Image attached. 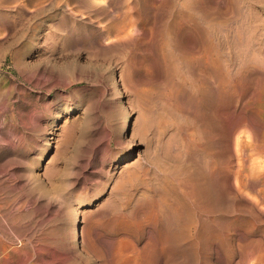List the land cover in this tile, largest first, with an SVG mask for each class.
Returning a JSON list of instances; mask_svg holds the SVG:
<instances>
[{
    "label": "rangeland",
    "instance_id": "obj_1",
    "mask_svg": "<svg viewBox=\"0 0 264 264\" xmlns=\"http://www.w3.org/2000/svg\"><path fill=\"white\" fill-rule=\"evenodd\" d=\"M76 1L0 0V262L264 264V201L231 172L238 117L264 143V0Z\"/></svg>",
    "mask_w": 264,
    "mask_h": 264
},
{
    "label": "bare ground",
    "instance_id": "obj_2",
    "mask_svg": "<svg viewBox=\"0 0 264 264\" xmlns=\"http://www.w3.org/2000/svg\"><path fill=\"white\" fill-rule=\"evenodd\" d=\"M75 1H76V0H75ZM105 1H106V0H99V2H100L99 5L101 4V2H105ZM108 1H109V0H108ZM108 1H107V2H108ZM114 1H115V0H114ZM129 1H130V0H129ZM132 1H133V0H132ZM137 1H138V0H137ZM147 1H148V0H147ZM155 1H156V0H155ZM162 1H166V0H162ZM162 1H161V2H162ZM169 1H170V0H168V1H166V2H169ZM76 2H78V1H76ZM93 2L95 3V0H94V1H93V0L91 1V3H93ZM112 2H113V1H112ZM119 2H120V1L118 0L117 3H119ZM121 2H122V1H121ZM138 2H139V1H138ZM151 2H152V1H151ZM84 3H85V1H84ZM109 3H110V2H109ZM113 3H114V2H113ZM113 3H112V4H113ZM117 3H116V4H117ZM126 3H128V2H126ZM130 3H131V2H130ZM134 3H135V1L133 2V4H134ZM143 3H144V2H143ZM158 3H159V2H158ZM162 3H163V2H162ZM169 3H170V2H169ZM71 4H72V3H71ZM79 4H80V3H79ZM85 4H87V3H85ZM105 4H106V3H105ZM114 4H115V3H114ZM123 4H124V3H123ZM133 4H132V5H133ZM166 4H168V3H166ZM166 4H164V5H166ZM174 4H175V3H174ZM81 5H82V4H81ZM93 5H94V4H93ZM101 5H102V4H101ZM103 5H104V4H103ZM128 5H129V4H128ZM144 5H145V4H144ZM151 5H152L151 7H153V2H152ZM154 5H155V2H154ZM156 5H157V4H156ZM156 5H155V6H156ZM160 5H161V3H160ZM170 5H171V4H170ZM69 6L71 7V5H69ZM104 6H105V5H104ZM106 6H107V5H106ZM111 6H112V5H111ZM123 6H124V5H123ZM129 6H130V5H129ZM142 6H143V4H142ZM147 6H148V5H146V8H149V7H147ZM175 6H176V5H175ZM83 7H84V5H83ZM113 7H114V6H113ZM119 7H120V6H119ZM143 7H144V6H143ZM156 7H157V6H156ZM156 7H154V8H156ZM159 7L162 8V5L159 6ZM167 7H168V6H167ZM172 7H174V6H172ZM74 8H75V7H74ZM90 8H91V7H90ZM99 8H100V7H99ZM99 8H98V10H99ZM102 8H103V7H102ZM120 8H121V7H120ZM154 8H152V9H154ZM71 9H72V8H71ZM80 9H82V8H80ZM85 9H86V8H85ZM105 9H106V8H105ZM107 9H108V7H107ZM111 9H112V8H111ZM113 9H114V8H113ZM115 9H116V8H115ZM121 9H123V8H121ZM140 9H141V8H140ZM150 9H151V8H150ZM159 9H160V8H159ZM164 9H165V8H164V6H163V10H164ZM171 9H172V8H170V11H171ZM93 10H94V9H93ZM100 10H101V9H100ZM100 10H99V12H100ZM124 10H125V9H124ZM127 10H128V9H127ZM134 10H135V9H134ZM148 10H149V9H147V11H148ZM168 10H169V9H167L166 11H168ZM173 10H174V8H173ZM79 11H80V10H79ZM83 11H84V10H83ZM88 11H89V10H88ZM119 11H120V10H119ZM125 11H126V10H125ZM129 11H131V8H130ZM147 11H144V12H147ZM150 11H151V10H150ZM150 11H148V12H150ZM170 11H169V12H170ZM174 11H175V10H174ZM70 12H71V11H70ZM92 12H93V11H92ZM101 12H102V11H101ZM136 12H137V11H136ZM142 12H143V11H142ZM148 12H147V13H148ZM177 12H179V11H177ZM72 13H73V12H72ZM78 13H79V12H78ZM81 13H82V12H81ZM88 13H89V12H88ZM90 13H91V11H90ZM93 13H95V12H93ZM108 13H109V12H108ZM112 13H113V12H112ZM112 13H111L110 15H112ZM134 13H135V12H134ZM139 13H140V12H139ZM164 13H166V12H163V14H164ZM98 14H99V15H105L104 12H103V14H102V13H98ZM106 14H107V13H106ZM145 14H146V13H144V14H142V15L144 16ZM173 14H174V13H173ZM173 14H172V15H173ZM177 14L179 15V13H176V16H177ZM76 15H77V14H76ZM113 15H116V14L113 13ZM113 15H112V16H113ZM122 15H123V14H122ZM129 15H130V14H129ZM131 15H132V14H131ZM133 15H134V14H133ZM140 15H141V14H139V16H140ZM161 15H162V14H161ZM168 15H169V14H168ZM135 16H136V15H135ZM148 16H149V15H148ZM148 16H146V17H148ZM120 17H121V16H120ZM180 17H181V16H180ZM180 17H179V18H180ZM116 18H117V17H116ZM116 18H115V20H116ZM122 18H123V16H122ZM122 18H121V19H122ZM125 18H128V19H129V17H124L123 19H125ZM130 18H131V17H130ZM138 18H139V17H138ZM166 18H167V17H166ZM166 18H165V19H166ZM169 18H170V15H169ZM106 19H107V18H106ZM108 19H109V17H108ZM110 19H111V18H110ZM121 19H120V20H121ZM141 19H142V18H141ZM145 19H146V18H145ZM145 19H144L143 22H145ZM176 19H177V18H176ZM120 20H119V22H121ZM138 20H139V19H138ZM142 20H143V19H142ZM142 20H141V21H142ZM166 20H167V19H166ZM97 21H98V20H97ZM103 21H105V20H103ZM107 21H108V20H107ZM163 21H164V20H163ZM168 21H169V19H168ZM112 22H113V21H112ZM112 22H110V23H112ZM137 22H138V21H137ZM137 22L134 21V20H129V21H128V20H127V21L122 20V23H123V24H122V23H119V24H122V26L118 25V26H120V27H118V28H119V29H118V32H122V30L125 31L126 28H127V29L129 28V25H131V26L134 25V27H132V30H133V29L138 30L139 27H138V23H137ZM143 22H141V23H143ZM164 22H165V21H164ZM174 22H175V19H174ZM180 22H181V21H180ZM100 23H101V22H100ZM104 23H105V22H104ZM106 23H107V22H106ZM116 23H117V22H116ZM146 23H147V21H146ZM165 23H166V22H165ZM177 23H178V22H177ZM181 23H182V22H181ZM95 24H96V23H95ZM108 24H109V23H108ZM175 24H176V23H175ZM100 25H101V24H100ZM102 25H103V24H102ZM109 25H110V24H109ZM127 25H128V27H127ZM177 25H178V24H177ZM144 26L147 27V24L144 25ZM162 26H164V25L162 24ZM175 26H176V25H174V27H175ZM146 27H144V28L146 29ZM179 27H181V26L178 25V28H179ZM100 28H102V27H100ZM112 28H113V27H112ZM120 28H121L122 30H121ZM144 28H143V29H144ZM175 28H177V27H175ZM244 28H245V27H244ZM244 28H243V29H244ZM103 29H104V28H103ZM130 29H131V27H130ZM96 30H97V29H96ZM105 30H106V29H105ZM128 30H129V29H128ZM132 30L126 32V35H124V36H120V37H118V36L116 35L117 37H115V38H112V37H111V35H113V32L116 31L115 29H114L113 31H112V30H106V31H107V34H105L106 32L104 33V34H105V38L108 39L106 42L112 41V39H113V41H114V40H119V41H120L121 38H123V39H124V38H127V40H131V39H128V37L131 38V37H133V35H135L134 32H133L134 34L132 33L133 35L131 34ZM141 30H142V29H141ZM147 30H148V28H147ZM133 31H134V30H133ZM176 31H177V29H176ZM95 32H96V31H95ZM100 32H101V31H100ZM118 32H117V33H118ZM137 32H138V31H137ZM102 33H103V31H102ZM124 33H125V32H124ZM138 33H141V32H138ZM143 33H144V32H143ZM147 33H148V31H147ZM89 34H90V33H89ZM91 34H92V33H91ZM98 34H99V32H98ZM120 35H121V34H120ZM131 35H132V36H131ZM138 35H139V34H138ZM141 35H142V34H141ZM144 35H145V33H144ZM144 35H143L142 37H144ZM87 36H88V35H87ZM113 36H114V35H113ZM125 36H127V37H125ZM147 36H148V35H147ZM147 36H146V37H147ZM95 37H98V36H95ZM103 37H104V35H103ZM103 37H102V38H103ZM142 37H141V39H142ZM134 38H135V37H134ZM90 39H91V38H90ZM92 39H93V38H92ZM94 39H95V38H94ZM106 39H105V40H106ZM132 39H133V38H132ZM138 39H139V37H138ZM144 39H145V38H144ZM144 39H143V40H144ZM147 39H148V38H147ZM147 39H146V41H147ZM95 40H96V39H95ZM97 40H98V39H97ZM97 40H96V41H97ZM100 40H102V39H100ZM136 40H137V39L135 38L134 43L136 42ZM98 41H99V40H98ZM113 41H112V44H113ZM119 41H118V45L120 44V45L122 46V44L119 43ZM122 41H123V40H122ZM122 41H120V42H122ZM140 41L142 42V40H140ZM160 41H161V40H160ZM160 41H158V42H160ZM115 42L117 43V41H115ZM115 42H114V43H115ZM124 42H127V41L125 40ZM124 42H123V44H124V46H125V43H124ZM131 42H132V41H131ZM97 43H98V42H97ZM103 43H104V42H103ZM103 43H101V44H103ZM109 43H110V42H109ZM116 43H115L114 45L117 46ZM128 43H130V42H128ZM160 43H161V42H160ZM162 43H163V42H162ZM98 44H99V43H98ZM106 44H107V43H106ZM106 44H105V45H106ZM112 44H111V45H112ZM131 44H132V43H131ZM144 44H145V42H144ZM209 44H210V43H209ZM92 45H93V44H92ZM99 45H100V44H99ZM111 45H110V47H111ZM120 45H119V46H120ZM127 45H128V44H127ZM132 45H133V44H132ZM135 45H136V44H135ZM135 45H134V46H135ZM139 45H140V44H139ZM142 45H143V44H142ZM178 45H179V44H178ZM108 46H109V45H108ZM108 46H106V48H107ZM121 46H120V47H121ZM130 46H131V45H130ZM134 46H133V47H134ZM161 46H162V45H161ZM194 46H195V45H194ZM101 47H102V46H101ZM110 47H109V48H110ZM112 47H113V46H112ZM117 47H118V46H117ZM126 47H127V46H126ZM189 47H190V46H189ZM211 47H212V45H211L210 47L208 46V48H210V49H211ZM95 48H99V47H96V45H95ZM113 48H114V47H113ZM115 48H116V47H115ZM124 48H125V47H124ZM192 48L194 49L195 47H192ZM192 48H191V49H192ZM203 48H204V47H203ZM102 49H103V48H102ZM125 49H126V48H125ZM134 49H135V48H134ZM176 49H178V47H177ZM193 49H192V54H193ZM210 49H209V50H210ZM99 50H101V49L99 48ZM104 50H106V49H105V46H104L103 51H104ZM109 50H110V49H109ZM115 50H116V49H115ZM118 50H121V49H118ZM126 50H127V49H126ZM131 50H132V49H131ZM131 50H130V51H131ZM179 50H180V49H179ZM181 50H185V49H181ZM189 50H190V49H189ZM205 50H208V49L205 48ZM211 50H212V49H211ZM101 51H102V50H101ZM107 51H108V50H107ZM123 51H124V50H123ZM132 51H133V50H132ZM195 51H196V50H195ZM178 52H180V51H178ZM206 52H208V51H206ZM211 52H212V51H211ZM241 52H242V51H241ZM181 53H184V52H180V54H181ZM185 53L188 54L189 52H186V51H185ZM190 53H191V52H190ZM194 53H195V52H194ZM238 53H239V52H238ZM243 53H244V52H243ZM180 54H179V56H180ZM196 54H197V53H196ZM196 54H195V55H196ZM210 54H211V53H210ZM210 54H208V55H210ZM190 55H191V54H190ZM202 55H204V54H201V56H202ZM240 55H241V54H239V56H240ZM211 56H213V55L211 54ZM188 57H189V59L191 58V56H188ZM188 57H187V58H188ZM202 57L204 58V56H202ZM205 57H207L206 54H205ZM243 57H244V56H243ZM195 58H196V56H195ZM245 58H246V56H245ZM204 59H207V58H204ZM211 59H212V58H211ZM211 59H210V62H211ZM241 60H242V59H241ZM203 61H204V60H203ZM239 61H240V60H239ZM192 62H193V61H192ZM192 62H189V61H188L189 64L192 63ZM213 62H214V61H213ZM186 64H187V63H186ZM194 64H195V63H194ZM207 64H208V62H207ZM209 64H212V63H209ZM132 65L135 66L134 64H132ZM191 65H193V64H191ZM191 65H190V66H191ZM247 65H248V63H247ZM126 66H127V65H126ZM130 66H131V65H130ZM213 66H215V65H213ZM245 66H246V65H245ZM136 67H137V66H136ZM241 67H242V66H241ZM137 68H138V67H137ZM160 68H161V67H160ZM167 68H168V66H167ZM167 68H165V69H167ZM208 68H209V67H208ZM210 68H212V67H210ZM210 68H209V69H210ZM213 68H214V67H213ZM126 69H127V67H126ZM131 69H133L132 66H131ZM131 69H130V71H131ZM128 70H129V69H128ZM133 70H134V69H133ZM135 70H136V69H135ZM160 70H161V69H160ZM163 70H164V68H163ZM210 70H212V69H210ZM214 70H215V69H214ZM214 70H213V71H214ZM130 71H129V72H130ZM236 71H237V70H236ZM133 72H134V71H133ZM136 72H137V71H136ZM162 72H163V71H162ZM167 72H168V71H167ZM191 72H192V71H191ZM191 72H190V73H191ZM234 72H235V71H234ZM126 73H127V72H126ZM163 73H165V72H163ZM190 73H189V74H190ZM242 73H243V72H242ZM124 74H125V71H124ZM124 74H123V76H124ZM127 74H128V73H127ZM131 74H132V72H131ZM137 74H138V73H137ZM137 74H136V75H137ZM192 74L195 75L193 72H192ZM203 74H204V73H203ZM120 75H121V74H120ZM128 75H130V74H128ZM128 75H127V76H128ZM136 75H135V76H136ZM123 76H122V77H123ZM125 76H126V75H125ZM125 76H124V77H125ZM158 76L161 77L162 75H161V76L158 75ZM205 76H206V75H204V77H205ZM120 77H121V76H120ZM122 77H121V78H122ZM124 77H123V78H124ZM131 77H133V76L131 75ZM159 77H158V78H159ZM139 78H140V76H139ZM139 78H138V79H139ZM163 78H164V77H163ZM129 79L131 80L132 78H129ZM129 79H127V80H129ZM143 79H144V78H142V81H143ZM150 79H151V78H149V80H150ZM223 79H224V78H223ZM225 79H226V78H225ZM122 80H126V79H122ZM127 80H126V82H127ZM133 80H134V79H133ZM140 80H141V79H140ZM144 80H146V79H144ZM152 80H153V79H152ZM197 80H198V79H197ZM210 81H211V80H210ZM131 82H132V81H131ZM139 82H140V81H139ZM135 83H137V82H134V84H135ZM126 84H127V83H126ZM128 84H129V83H128ZM131 84H133V82L130 83V85H131ZM137 84H138V83H137ZM143 84H144V83H143ZM178 84H179V83H178ZM200 84H201V83H200ZM130 85H127V86H130ZM203 85H205V84H203ZM133 86H134V85H133ZM135 86H136V85H135ZM140 86H141V85H140ZM199 86H200V85H199ZM201 86H202V85H201ZM250 86H251V85H250ZM130 87H132V85H131ZM141 87H142V86H141ZM202 87H203V86H202ZM223 87H224V86H223ZM241 87H242V86H241ZM251 87H252V86H251ZM221 88H222V87H221ZM252 88H253V87H252ZM136 89H137V88H136ZM137 90H138V89H137ZM140 90H141V88H140ZM142 92H143V89H142V91H140L139 93H142ZM144 92H145V91H144ZM248 93H249V92H248ZM164 96H165V95H164ZM168 96H169V94H168ZM181 96H182V95H181ZM242 97H243V96H242ZM242 97H241V98H242ZM255 97H256V96H255ZM236 98H237V97H236ZM247 98H248V97H247ZM247 98H246V99H247ZM227 99H228V98H227ZM234 99H235V98H234ZM242 99H243V98H242ZM253 99H254V98H253ZM256 99H259V98H256ZM260 99H261V98H260ZM235 100H237V99H235ZM254 100H255V99H254ZM232 101H233V100H232ZM238 101H239V98H238ZM244 101H245V100H244ZM257 101H258V100H256V102H257ZM261 101H262V100H261ZM235 102H236V101H235ZM235 102H233V103H235ZM240 102H241V101H240ZM252 102H253V101H252ZM262 102H264V101H262ZM174 103H177V102H174ZM243 103H244V102H243ZM230 104H232V103H230ZM236 104H238V103H236ZM236 104H235V105H236ZM251 104H252V103H251ZM253 104H254V103H253ZM232 105H233V104H232ZM228 106H229V105H228ZM228 106H227V107H228ZM248 106H249V105H248ZM252 106H253V105H252ZM261 106H262V105H261ZM230 107H231V106H230ZM234 107H235V106H234ZM259 107H260V106H259ZM228 108H229V107H228ZM243 108L245 109V106H244ZM246 108H247V107H246ZM249 108H251V106H250ZM196 109H197V108H196ZM240 109H241V108H240ZM255 109H256V108H254L253 110H255ZM176 110H177V108H176ZM237 110H238V109H237ZM241 110H242V109H241ZM246 110H247V109H246ZM258 110H259V109H258ZM256 111H257V110H255V112H256ZM259 111H260V110H259ZM262 111H263V109H262ZM240 112H242V111H240ZM244 112H245V111H244ZM248 112H249V110H248ZM238 113H239V111H238ZM238 113H236V114L238 115ZM251 113H253V112H251ZM256 113H257V112H256ZM233 114H235V111L233 112ZM142 115H143V114H142ZM200 115H201V114H200ZM203 115H204V114H203ZM203 115H202V116H203ZM239 115H240V113H239ZM239 115H238V116H239ZM257 115H258V113L256 114V116H257ZM234 116L236 117V115H234ZM238 116H237V117H238ZM240 116H241V115H240ZM249 116H250V115H249ZM249 116H246V115L243 116V115H242V117H240V118L238 117V119H239L238 122H236L235 127L233 126L236 130H235V131L233 130L234 132L232 131L233 134H231V135L234 136L233 138L235 139V146H234V147H236L237 153H236V151H235L234 153L237 154V155H235V156H237V165L232 166L231 172L235 175V179H236V181H237V183H235V184H238V186H237V185H236V186H237L238 190H239L241 193L243 192V190H244L246 187H249V188H251L252 190H254V192L256 191L255 193H257V196L259 195L258 197H260V198L262 199V201H264V163H262V162L260 163V161H255L254 159H252V157H253L255 154L263 153V152H264V143H263V141L260 139L261 136H260L259 138L257 137V136L260 135V134H259V135H256L257 132L253 134V136H252L253 138H252L250 141L246 142V141L244 140L246 137H243V138H244V139H243V138L240 136V134H239L240 130L238 131V128H240L241 126H244V127H245V126H246V127L249 126V127H251L252 123L255 122V121L257 120L255 117H251V118H249ZM253 116H255V114H253ZM200 117H201V116H200ZM200 117H199V118H200ZM237 117H236V118H237ZM201 118H202V117H201ZM203 118H204V117H203ZM228 118H229V117H228ZM231 118H232V117H231ZM254 118H255V121H253ZM259 118H260V117H259ZM226 119H227V117H226ZM229 119H230V118H229ZM260 119H261V118H260ZM224 120H225V118H224ZM227 120H228V119H227ZM232 120H235V121H236L237 119H235V118L233 117ZM145 121H146V120H145ZM145 121H144V122H145ZM199 121H200V120H199ZM229 121H231V120H229ZM200 122H201V121H200ZM202 122H203V120H202ZM256 122H259V119H258V121H256ZM128 123H129V119H128ZM128 123H127V125H126V130H127V128H128ZM204 123H205V121H204ZM262 123H264V122L262 121ZM226 124H230V122H228V123H226ZM257 124H258V123H257ZM201 125H202V124H200V127H202V129H203V126H201ZM203 125H204V124H203ZM231 125H232V124H231ZM233 125H234V124H233ZM261 125H262V124H260V126H259V125H258V126L261 128V127H262ZM224 126H226V125H224ZM254 126H255V124H254ZM258 126H256V129L258 128V130H259V127H258ZM200 127H199V129H200ZM230 127H232V126H230ZM246 127H245V128H246ZM249 127H248V128H249ZM185 128H186V127H185ZM204 128H206L205 125H204ZM226 128H227V126H226ZM245 128H244V129H245ZM252 128H253V126H252ZM252 128H251L250 130H252ZM178 129H179V128H178ZM222 129H223V128H222ZM222 129H221V130H222ZM228 129H229V126H228ZM256 129H254V130H256ZM205 130H206V129H205ZM231 130H232V129H231ZM231 130L229 131L230 133H231ZM242 130H243V129H242ZM246 130H248V129H246ZM254 130H252V132H253ZM198 131H200V130H198ZM206 131H207V130H206ZM208 131H209V130H208ZM223 131H224V130H223ZM260 131H261V130H260ZM204 132H205V131H204ZM217 132H218V131H217ZM224 132H227V130L224 131ZM241 132H242V131H241ZM243 132H244V131H243ZM243 132H242V133H243ZM254 132H255V131H254ZM258 132H259V131H258ZM199 133H200V132H199ZM201 133H202V131H201ZM206 133H207V132H206ZM206 133L203 134V135L201 136V138H202L204 135L206 136ZM218 133H219V132H218ZM227 133H228V132H227ZM230 133H229V135H230ZM248 133H251V132H248ZM260 133H261V132H260ZM262 133H263V131H262ZM224 135H225V134H224ZM244 135H245V134H243V136H244ZM248 135L250 136V134H248ZM212 136H213V135H212ZM249 136H248V137H249ZM217 137H219L218 134H217ZM217 137H216V138H217ZM220 137H221V135H220ZM223 137H224V136H223ZM229 137H230V136H228V138H229ZM205 138H206V137H205ZM205 138H204V140H202V139H200V140H202V141H206ZM216 138L213 137V139H216ZM228 138H227V139H228ZM231 138H232V137H231ZM233 138H232V139H233ZM221 139H222V137H221ZM224 139H225V138H224ZM227 139H226V140H227ZM229 139H230V138H229ZM234 139H233V140H234ZM246 139H248V138H246ZM249 139H250V137H249ZM259 139H260L261 141H260ZM179 140H180V139H179ZM218 140H219V139H218ZM218 140H217V141L214 140L215 143H216V142H219ZM229 141L232 143L231 140H229ZM200 142H201V141H200ZM221 142H222V141H221ZM221 142H220V143H221ZM225 142H226V144H227L228 141H225ZM205 143H206V142H205ZM221 144H222V143H221ZM230 145H231V144H230ZM220 146H221V145H220ZM223 146H225V145H223ZM177 147H178V146H177ZM202 147H203V146H202ZM229 147H230V146H229ZM196 148H197V147H196ZM200 148H201V147H200ZM220 148H222V147H220ZM220 148H219V149H220ZM231 148H232V147H231ZM188 149H189V148H188ZM203 149H204V148H203ZM227 149H229V148H227ZM233 149H235V148H233ZM233 149H232V150H233ZM201 150H202V149H200V152H202ZM220 150H221V149H220ZM222 150H223V149H222ZM227 151H228V150H227ZM227 151H226V152H227ZM233 151H234V150H233ZM233 151H232V152H233ZM222 152H223V151H222ZM229 152H230V151H229ZM229 152H227V153H225V154H228ZM220 153H221V152H220ZM211 154H214V153H211ZM215 154L217 155L218 153H215ZM215 154H214V155H215ZM225 154H224V155H225ZM231 154H233V153H230V155H231ZM221 155H222V153H221ZM233 155H234V154H233ZM262 155H263V154H262ZM219 156H220V155H219ZM225 156H226V157H225ZM225 156H224V158H227V159H228L227 155H225ZM228 156H229V155H228ZM231 156H232V155H231ZM212 158H213V157H211L210 159H212ZM214 158H215V157H214ZM224 158H223V159H224ZM235 158H236V157H235ZM254 158H255V156H254ZM218 159H219V161L221 160L220 157H219ZM218 159H217V160H218ZM227 159H225V160H227ZM232 159H234V158H232ZM256 159H257V158H256ZM214 160H215V159H214ZM217 160H215V162H216ZM230 160H231V159H230ZM234 160H235V159H234ZM258 160H259V159H258ZM228 161H229V159H228ZM261 161H263V160H261ZM210 162H211V161H210ZM215 162H214V163H215ZM232 162H233V161H232ZM232 162H231V163H232ZM204 163H205V162H204ZM212 163H213V162H212ZM212 163H211V164H212ZM214 163H213V164H214ZM216 163H217V162H216ZM231 163H230V164H231ZM233 163H235V162H233ZM208 164L211 165L209 162H208ZM208 164L206 165V163H205V165H206L207 167H208ZM220 164H224V162L222 161V163L220 162ZM220 164H219V165H220ZM201 165H202V164H200L199 166H201ZM205 165H202V166H205ZM226 165H227V162H226ZM228 165H229V164H228ZM211 166H212V165H211ZM215 166H217V168L220 167V166L218 167V165H213V166H212L213 169H214ZM221 166H222V165H221ZM207 167H206V168H207ZM225 167H227V166H225ZM222 168H223V167H222ZM228 168H229V166H228ZM219 169H220V168H219ZM226 169H227V168H226ZM226 169L223 170V171H226ZM201 170H202V168H201ZM201 170H200V171H201ZM205 170H206V171H205L206 173L209 172V169H208V171H207V169H205ZM210 170H212V169H210ZM217 170H218V169H217ZM220 170H221V169H220ZM213 171H214V172H217V171H215V170H213ZM221 171H222V170H221ZM223 171H222V172H223ZM228 171H229V170H228ZM228 171H227V172H228ZM202 172H203V171H202ZM210 172L213 174V176H214V175L217 176V173L214 174L212 171H210ZM219 172H220V171H219ZM227 172H226V174H227ZM203 173H204V172H203ZM229 173H230V171H229ZM7 174H8V173H7ZM200 174H201V173H200ZM207 174H208V173H207ZM219 174H220V173H218V175H219ZM221 174H222V173H221ZM224 174H225V172H224ZM230 174H231V173H230ZM230 174H228L227 176H229ZM233 174H232L231 176H233ZM129 175H130V174H129ZM181 175H182V174H181ZM202 176H203V175H202ZM213 176H212V177H213ZM223 176H224V175H223ZM223 176L221 175V177H223ZM16 177H17V176H16ZM200 177H201V175H200ZM206 177H207V175H206ZM214 177H215V176H214ZM214 177H213V179H215ZM221 177H220V179H221ZM17 178H18V177H17ZM216 178H218V177H216ZM226 178H227V177H225V179H226ZM233 178H234V176H233ZM18 179H19V178H18ZM220 179H219V181H221ZM225 179H224V181H225ZM12 180H13V179H12ZM15 180H16V179H15ZM200 180H202V178H201ZM203 180H205V178H204ZM233 180H234V179H233ZM207 181H208V180H207ZM214 181H216V179H215ZM214 181H213V182H214ZM222 181H223V179H222ZM229 181H230V180H229ZM8 182H9V181H8ZM14 182H16V181H14ZM180 182H181V181H180ZM234 182H235V181H234ZM199 183H200V182H199ZM201 183H202V182H201ZM205 183H206V181H205ZM214 183H215V182H214ZM216 183H217V181H216ZM218 183H220V182H218ZM227 183H228V182H227ZM232 183H233V182H232ZM17 184H18V183H17ZM17 184H16V185H17ZM16 185H15V186H16ZM206 185H207V184H206ZM216 185H217V184H215V186H216ZM228 185H229V184H228ZM258 185H261V187H259ZM232 186H233V185H232ZM236 186H235V188H236ZM257 186H258L259 188H257ZM230 187H231V186H230ZM230 187H229V188H230ZM203 188H204V187H203ZM203 188H202V189H203ZM232 188H233V187H232ZM237 188L235 189L236 191H237ZM205 190H206V189H205ZM230 190H232V189L230 188ZM182 191H184V190H182ZM239 191H237V192H239ZM250 191H251V190H250ZM48 192H51V191H48ZM48 192H47V193H48ZM53 192H54V191H53ZM200 192H201V190H200ZM204 192H205V191H204ZM233 192H234V191H233ZM55 193H56V191H55ZM247 193H248V192H247ZM255 193H253L254 196H255ZM45 194H46V193H45ZM50 194H51V193H50ZM50 194H49V195H50ZM52 194H53V193H52ZM202 194H203V193H202ZM239 194H240V193H239ZM242 194H245V193H242ZM49 195H47V196H49ZM248 195H249V194H248ZM53 196H54V194H53ZM234 196H235V195H234ZM242 196H245V195H242ZM251 196H252V193H251ZM49 197H50V196H49ZM247 197H248V196L246 195V198H247ZM50 198H51V197H50ZM241 198H243V197H241ZM47 199H48V198H47ZM243 199H244V198H243ZM248 199H249V198H247V201H248ZM253 199H254V198L249 199L248 202L250 203V200L252 201ZM255 199H256V197H255ZM257 200H258V202H259V198H257ZM255 201H256V200H255ZM49 202H50V201H49ZM46 203H47V202H46ZM47 204H50V203H47ZM251 204H253V203H251ZM253 206H254V205H253ZM260 206H261V205H260ZM263 206H264V205H263ZM250 208H251V206H250ZM252 209H253V208H252ZM256 209H257V208H256ZM76 210H77V209H76ZM248 210H249V208H248ZM257 210H258V209H257ZM257 210H256V211H257ZM249 211H250V210H249ZM250 212H251V211H250ZM254 213H257V212H254ZM260 213H262V215H263V212H262L261 210L259 211V214H260ZM251 214H252V212H251ZM3 215H4V214H3ZM3 215H2V216H3ZM255 215H256V214H254L253 216H255ZM262 215H261V217H262ZM116 216H117V215H116ZM259 216H260V215H259ZM255 217H257V216H255ZM119 218H120V216H119ZM128 218H129V217H128ZM252 218H254V217H252ZM262 218H263V217H262ZM0 219H1V218H0ZM3 219H4V218H3ZM72 219H73V218H72ZM256 219H258V218H256ZM155 220H156V219H155ZM261 220H262V219H261ZM3 221H4V220H3ZM1 222H2V220H1ZM1 222H0V223H1ZM253 222H254V221H253ZM253 222L251 221V224H252V225H254ZM0 226H2V225H0ZM70 228H71V231H70V232H72L73 235H74L75 233H77V216L74 217V219H73V223H72V226H71ZM89 231H90V233H91V231H93V230H90V229H89ZM75 235H76V234H75ZM87 235H88V234H87ZM94 235H95V234H94ZM0 237H1V236H0ZM74 237H75V236H74ZM82 237H83V236H82ZM87 237H88V236H87ZM91 237H92V236H91ZM94 237H95V236H94ZM94 237H93V238H94ZM171 237H172V236H171ZM4 238H5V237H4ZM75 238H77V237H75ZM75 238H74V239H75ZM85 238H86V236H85ZM88 238H90V237H88ZM95 238H96V237H95ZM259 238H261V237H259ZM0 239H1V238H0ZM86 239H87V238H86ZM91 239H92V238H90V241L93 240V239H92V240H91ZM65 240H66V239H65ZM87 240H88V242H89V239H87ZM95 240H96V239H95ZM95 240H94V241H95ZM94 241H93V242H94ZM4 242H5V240H4ZM4 242H3V244H4ZM0 243H2V242H0ZM89 243H90V242H89ZM31 246L33 247L34 245H31ZM5 247H6V245H5ZM20 247H21V246H20ZM64 247H66V246H64ZM249 247H250V246H249ZM10 248H11V246H10ZM10 248H9V249H10ZM35 249H36V247L34 248V250H35ZM2 250H4V249H2ZM22 250H23V249H22ZM36 250H37V249H36ZM45 250H46V249H45ZM49 250H50V249H49ZM109 250H110V249H109ZM10 251H11V250H10ZM32 251H33V250H32ZM46 251H47V250H46ZM58 251H59V250H58ZM0 252H1V251H0ZM4 252H5V251H3V253H4ZM6 252H7V250H6ZM29 252H30V250H29ZM47 252H49V251H47ZM37 253H38V250H37V252H36L35 254H37ZM49 253H50V252H49ZM250 253H251V252H250ZM23 254H24V253H23ZM26 254H27V253H26ZM35 254H34V255H35ZM3 255H5V254H3ZM8 255H9V254H8ZM30 255H31V254H30ZM64 255H65V254H64ZM250 255H251V254H250ZM0 256H1V254H0ZM9 256H10V255H9ZM9 256H7V257H9ZM25 256H27V255H25ZM7 257H6V258H7ZM22 257H23V255H22ZM29 257H32V256H29ZM3 258H4V257H3ZM16 258H17V257H16ZM37 258H38V257H37ZM56 258H57V257H56ZM4 259H5V258H4ZM32 259H33V258H32ZM52 259H53V258H52ZM54 259H55V258H54ZM26 260H27V259H26ZM56 260H57V259H56ZM1 261H2V260H1ZM3 261H4V263L7 262V261H5V260H3ZM17 261H18V260H17ZM21 261H22V260H21ZM260 262H261V261H260ZM0 263L2 264L3 262H0ZM15 263H16V262H15ZM47 263H48V262H47ZM51 263H52V262H51ZM7 264H8V263H7ZM251 264H252V263H251Z\"/></svg>",
    "mask_w": 264,
    "mask_h": 264
}]
</instances>
